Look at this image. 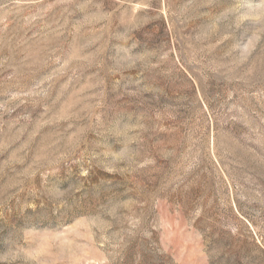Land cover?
I'll return each instance as SVG.
<instances>
[{
  "label": "rangeland",
  "instance_id": "obj_1",
  "mask_svg": "<svg viewBox=\"0 0 264 264\" xmlns=\"http://www.w3.org/2000/svg\"><path fill=\"white\" fill-rule=\"evenodd\" d=\"M0 264H264V0H0Z\"/></svg>",
  "mask_w": 264,
  "mask_h": 264
}]
</instances>
